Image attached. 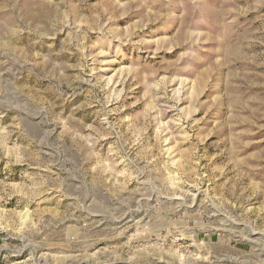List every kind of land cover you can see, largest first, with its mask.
<instances>
[{
    "label": "rangeland",
    "instance_id": "obj_1",
    "mask_svg": "<svg viewBox=\"0 0 264 264\" xmlns=\"http://www.w3.org/2000/svg\"><path fill=\"white\" fill-rule=\"evenodd\" d=\"M0 264H264V0H0Z\"/></svg>",
    "mask_w": 264,
    "mask_h": 264
}]
</instances>
